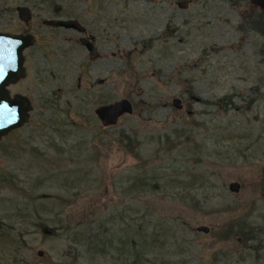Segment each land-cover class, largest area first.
<instances>
[{
  "label": "rangeland",
  "instance_id": "1",
  "mask_svg": "<svg viewBox=\"0 0 264 264\" xmlns=\"http://www.w3.org/2000/svg\"><path fill=\"white\" fill-rule=\"evenodd\" d=\"M263 12L251 0H0V32L35 38L12 87L29 117L0 138V264H127L96 252L114 235L128 254L147 235L152 264H264ZM58 18L85 35L44 23ZM122 98L132 112L102 125L94 109Z\"/></svg>",
  "mask_w": 264,
  "mask_h": 264
},
{
  "label": "water",
  "instance_id": "2",
  "mask_svg": "<svg viewBox=\"0 0 264 264\" xmlns=\"http://www.w3.org/2000/svg\"><path fill=\"white\" fill-rule=\"evenodd\" d=\"M251 1L264 7V0ZM181 6L185 7L186 2H183ZM17 12L21 20L25 23L28 22L31 17V11L28 6H17ZM44 23L53 27L61 26L66 29H74L80 33L85 31V27L74 18L51 19L45 20ZM90 38L93 39L91 36ZM91 39L87 36H81L79 41L89 51L90 56L95 57L98 53ZM34 41L35 38L30 33L0 32V138L10 131L21 127L29 117L31 105L28 98L20 93H16L13 97H10L5 87L25 75L23 51L31 46ZM173 104L177 108L182 107L179 98L173 99ZM94 112L100 119L102 125L107 126L115 123L122 114L131 113L132 104L128 99L122 98L108 104L100 105L94 109ZM239 188L240 184L238 182H231L229 184V189L232 191H238ZM197 229L207 232L209 227L201 225ZM39 253L41 254L42 252L39 251Z\"/></svg>",
  "mask_w": 264,
  "mask_h": 264
},
{
  "label": "trees",
  "instance_id": "3",
  "mask_svg": "<svg viewBox=\"0 0 264 264\" xmlns=\"http://www.w3.org/2000/svg\"><path fill=\"white\" fill-rule=\"evenodd\" d=\"M261 15L263 17V19H262L263 22L261 23L262 24L261 30L264 32V27H263V25H264V12ZM260 22H261V20H260ZM128 225L131 226L130 224H127V226ZM144 228L145 227H143V228L141 227V224L139 225V229H141V231H144ZM135 231L138 232V228H136L134 230V232ZM147 231L148 230H147V227H146V231H144V232H147ZM116 235H117V232H116ZM114 236H113V238L111 237L110 239L101 238V242H103V244L99 243L97 241L96 245L101 246V248L99 247L96 250V252L97 253H101V252H105V251H111L112 252V251H115V250H119L117 258L123 260L127 264H145L143 262H146L148 264H152L150 262V259L148 258V254H151L153 252V247H151V245L149 246L150 242L147 241L148 240V236L147 235L143 236V243L140 245L141 249L140 250L136 249L135 253L133 252V253H129V254L124 251V248L125 247H129V251H130L131 250V245L130 244H132V242H129L128 240H127V242L123 241L121 246L124 247V248H121V246H118V245L114 246V244H112V242L115 243ZM90 244H91V241H90ZM136 245H139L138 244V240L133 241V248H135ZM119 255H123L122 256L123 258H120ZM130 258H131V260H130ZM163 264H165V262H163Z\"/></svg>",
  "mask_w": 264,
  "mask_h": 264
},
{
  "label": "flooded vegetation",
  "instance_id": "4",
  "mask_svg": "<svg viewBox=\"0 0 264 264\" xmlns=\"http://www.w3.org/2000/svg\"><path fill=\"white\" fill-rule=\"evenodd\" d=\"M85 32H86V30L83 32L84 35H85ZM86 36L89 37V39H91L90 36L93 37V39H91V41L94 43V40H95L94 35H92V34H87ZM95 46H96V45H95ZM96 49H97V47H96ZM23 64H24V62H23ZM24 77H25V76H23L22 78H20V79L17 80L16 82H12L11 84L9 83L8 85H6L5 89H6L7 94H8L10 97H13V96L17 93V92H14V91H13L12 87H13L16 83H18L21 79H23ZM5 98H6V97H5Z\"/></svg>",
  "mask_w": 264,
  "mask_h": 264
}]
</instances>
